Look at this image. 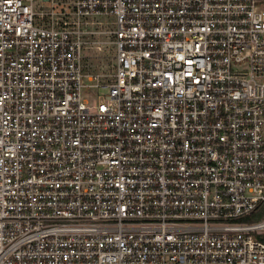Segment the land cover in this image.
<instances>
[{"label": "built area", "instance_id": "built-area-1", "mask_svg": "<svg viewBox=\"0 0 264 264\" xmlns=\"http://www.w3.org/2000/svg\"><path fill=\"white\" fill-rule=\"evenodd\" d=\"M0 264H264V0H0Z\"/></svg>", "mask_w": 264, "mask_h": 264}, {"label": "rangeland", "instance_id": "rangeland-1", "mask_svg": "<svg viewBox=\"0 0 264 264\" xmlns=\"http://www.w3.org/2000/svg\"><path fill=\"white\" fill-rule=\"evenodd\" d=\"M95 42L84 49V54L87 55V63L90 73H103V78H110L114 72L115 64V49L110 42L111 39L107 34H101L94 38ZM109 74V75H108ZM86 96H89L92 101L98 100V95L104 94L108 89L93 88L85 89Z\"/></svg>", "mask_w": 264, "mask_h": 264}]
</instances>
